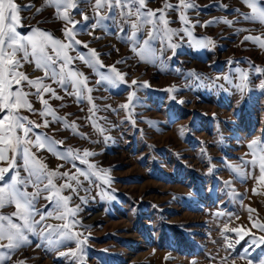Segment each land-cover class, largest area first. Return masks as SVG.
<instances>
[{"label": "rangeland", "instance_id": "374dc122", "mask_svg": "<svg viewBox=\"0 0 264 264\" xmlns=\"http://www.w3.org/2000/svg\"><path fill=\"white\" fill-rule=\"evenodd\" d=\"M16 2L33 5L20 13L24 18L23 27L19 29L22 34H29L33 26L64 40L65 21L56 17L54 6L44 7L37 13L36 9L44 0ZM94 2L91 0L92 4ZM168 2L176 4L178 0ZM163 3L164 0H148V7L155 10L163 7ZM195 3L197 7L187 13L193 24L199 20L203 25L214 18L217 22L206 27L197 25L192 30L193 35L198 39L211 38L215 47L193 49L185 37L175 57L168 50L161 59L149 63L132 51L130 24L125 23L121 32L116 22L107 20L105 27L93 31L89 25L95 22V12L91 4L81 0L80 9L93 20L85 23L80 11L73 12L74 19L81 21L77 25L76 38L88 45V48L76 46L77 52L90 55L89 49L95 50L103 65L115 66L125 74L127 84L116 88L106 82L97 85V73L76 60L74 67L88 78V86L93 88L94 114L89 111L92 105L86 98L78 101L55 84L52 86L63 99H51L49 103L61 120L53 121L50 115L41 117L42 106L35 96L29 99L37 111L22 113L41 125L34 129L35 132L54 141H63L56 145L58 151L73 148L80 150L81 155L84 149L95 152L88 161L97 169H107L111 177L110 185H103V188L115 195L114 200L98 195L101 189L96 184H102V180L95 176L93 183L81 176L82 186L78 193H72L71 189L61 193L72 195L69 207L80 206L75 217L79 225L74 231L83 234L81 239L89 237L83 264H232L233 259L236 264H244L238 257L245 249H249L250 256L257 262L264 258V245H252L249 237H245L235 250L226 249L225 238L221 235L225 223L229 228L264 235L251 227L253 220L264 222V182L246 176L245 173L252 171L259 176V170L244 164L252 158L247 146L249 141L264 133V94L258 88L264 75L255 71L257 67L264 69V47L244 37L253 35L264 39V24L243 19L240 13H250V9L242 0H195ZM257 3L264 6V0H257ZM221 5L228 7L225 9ZM167 18L171 21L170 28L183 27L177 11L168 10ZM116 19L120 20L119 11ZM223 19L235 20V23L229 26L222 22ZM150 29L151 25L145 24L138 33L141 42ZM173 40L178 42V37ZM154 47L159 57V40L154 42ZM77 52L69 54L75 56ZM22 65L19 70L30 78L43 76V70L37 69L35 63L22 61ZM237 69L249 73V90L243 93L223 79L228 76L239 83ZM99 71L107 72L108 68H99ZM191 72L201 77L204 86H198L201 81L190 76ZM132 80L147 81L149 87H129ZM45 83L52 82L46 79ZM173 85L177 89L175 93L166 91ZM68 90L72 91L70 86ZM133 90L137 99L129 119V112L120 105L127 102V95ZM173 95L175 100L170 98ZM181 100L184 102L179 103ZM45 119L50 121L48 127L42 126ZM73 122L75 127H64L65 123L72 125ZM94 123L104 132L98 131ZM105 136L110 137L107 142ZM32 151L49 170L61 166V172H75L71 163L46 148L39 151L33 148ZM76 164L87 169V165L79 161ZM209 168L214 170L209 172ZM225 180H230L231 184L225 185ZM63 182L62 179L55 181L57 185ZM33 190L28 188L29 192ZM47 195L42 192L36 200V209L42 214L53 211L45 199ZM250 209L255 211L250 212ZM15 210L14 205H8L0 209V213L7 215ZM56 215L48 217L44 224L63 225L65 221L56 219ZM35 219L39 220V214ZM28 235L30 243L13 251L7 264L17 261L22 264H70L69 259L60 257L58 252L75 248L74 242L55 249L39 235ZM227 235L232 240L237 238L235 233ZM226 256L231 258L224 261Z\"/></svg>", "mask_w": 264, "mask_h": 264}, {"label": "snow or ice", "instance_id": "6c2138e0", "mask_svg": "<svg viewBox=\"0 0 264 264\" xmlns=\"http://www.w3.org/2000/svg\"><path fill=\"white\" fill-rule=\"evenodd\" d=\"M85 2L91 4L95 12V22L89 25L93 31L105 27L104 22L107 20L116 22L121 32L124 31L125 23L130 24L131 35L129 40L134 44L132 51L141 60L149 63H155L157 59H161L168 50H171L172 57H175L185 37H188L187 42L193 49L215 47V42L211 38L198 39L193 35L192 30L200 25V21L197 20L193 24L187 13L188 10L197 7L195 0H178L176 4L164 0L163 7L155 10L148 7V0H95L94 4L91 3V0H85ZM242 2L250 9V13H240L243 19L264 24V6L258 4L257 0H242ZM80 3L81 0H44V3L36 9V12L39 13L44 7H55L56 17L65 21V27L62 29L64 40H61L53 37L47 31L33 26H30L29 34H22L19 29L23 27L24 18L20 13L23 9L31 8L33 5H20L16 0H0V209L8 205H14L16 209L11 214L0 213V250H3L0 251V264H7L11 260L13 251L30 243L29 233L39 235L55 249L66 246L69 242H74L75 248L68 247L66 251H59L58 255L68 258L70 264L73 261L75 264H83V258L86 255L85 245L89 237L83 236L81 239L83 234L74 231L79 225V221L75 217L80 211V206L69 207L72 195H62L61 193L65 189H71L72 193H78V188L82 186L80 177L82 176L89 183H93L92 177L95 176L97 180H102V184H96V187L101 189L98 195L102 199H116L111 191L103 188V185H110L111 183V177L107 174L108 170L97 169L96 165L91 164L87 159L95 156V152L84 149L81 155L80 150L73 148H68L66 152L58 151L56 145L63 144V141H54L43 133L35 132L34 129L41 127V125L22 114L23 111L30 113L37 111L29 99V97L35 96L42 106L39 113L41 117L50 115L53 121L61 120L62 118L56 115L49 103L51 99H63L52 84L63 89L67 95H74L78 101L86 98L92 105L89 111L94 114L96 106L91 96L93 88L88 86V78L74 67L76 60L82 61L97 73L99 76L96 81L97 85L106 82L111 87L116 88L120 84H127L125 74L121 73L115 66L103 65L95 50L89 49L90 55L77 52L76 46L83 45L84 48H88V45L76 38L77 25L81 21L74 19L73 12L80 11L82 21L85 23L93 20L92 16L83 13L80 9ZM221 7L226 9L228 5H221ZM168 10L179 13L182 28L173 29L169 27L171 21L167 18ZM117 11H119V21L116 19ZM235 11L240 12L239 9H235ZM216 22L217 19L214 18L200 26L206 27ZM222 22L232 26L235 20L223 19ZM145 24L151 25V29L141 42L138 33L142 32ZM238 31L247 30L238 29ZM89 35H92L91 31ZM174 37H178V42L173 40ZM157 40L161 45L159 57L154 47V42ZM244 40L258 43L264 47V39L261 36L247 35ZM70 52H77V55H70ZM22 61L35 63L37 69L43 70V76L33 79L20 71L19 69L23 66ZM104 67H107L108 71L100 72L99 68ZM236 71L239 73V83H234L228 76H224L223 79L243 93L245 90H249V73L242 69ZM255 71L264 75V69L257 67ZM189 75L201 81L198 86H204L201 77L195 72H191ZM46 79L51 80L52 83H45ZM216 79L219 80L221 77ZM212 84L214 85L215 81H212ZM69 86L72 91L68 90ZM128 86H135L136 89H139L140 87H149V84L147 81L140 83L137 80H132ZM258 88L264 94V80L260 81ZM166 91L175 93L177 89L173 85ZM46 94L48 95L47 99L45 98ZM170 98L176 99L175 95ZM136 99V91H129L127 102L120 105L122 109L129 112V119H131V109L134 108ZM183 102L182 100L179 101V103ZM131 122L132 126L135 127V120L133 119ZM49 123L50 121L45 119L42 126L48 127ZM70 126L75 127V123L73 122L72 125L64 124L66 128ZM93 126L101 133L104 132V129L97 124L94 123ZM180 132L181 135L184 134L183 127ZM33 137L35 138L33 139ZM109 139L110 137L105 136L106 142ZM247 146L251 150L252 158L250 161H244V164L245 166L251 164L253 169L258 167L259 176L255 174V171L245 173V175L251 176L257 182H264V133L249 141ZM33 148L37 151L46 148L49 152L71 163L75 172H61L59 170L61 166H58L56 170H49L47 165L32 151ZM76 161H79L81 165H87V169L78 167ZM4 164L6 166H3ZM213 170V168H209V172ZM234 171H238V169H234ZM57 179H62L64 182L57 185L55 183ZM223 183L230 185L231 181L225 180ZM29 187L34 190L29 192ZM42 192L48 193L45 199L53 208V211L47 214L38 212L35 206L36 200ZM80 199L85 203L87 202L84 197H80ZM251 211L255 210L250 209ZM54 213L57 214L56 219L65 221L63 225L44 224L45 220L53 216ZM38 214L39 220H36L35 216ZM216 215L224 214L216 213ZM249 219H252L251 216ZM42 225L43 227H41ZM251 227L258 229L260 233H264V222L253 220ZM38 228L40 229L39 232L37 231ZM230 232L236 234L235 240L230 239L227 235ZM221 235L225 238L226 249L235 250L236 246L245 240V237H249L252 245H264V235L257 236L240 228H229L227 223L221 229ZM40 246L37 245V247ZM230 258V256H226L223 259L227 261ZM238 258L244 261V264H264V258L258 262L255 261L250 256L249 249L240 253ZM15 264H22V262L17 261ZM232 264H236L234 259Z\"/></svg>", "mask_w": 264, "mask_h": 264}]
</instances>
